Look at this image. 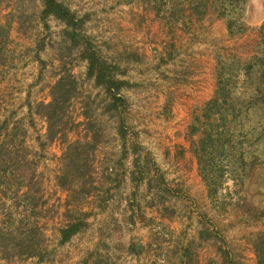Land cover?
<instances>
[{
    "label": "rangeland",
    "instance_id": "obj_1",
    "mask_svg": "<svg viewBox=\"0 0 264 264\" xmlns=\"http://www.w3.org/2000/svg\"><path fill=\"white\" fill-rule=\"evenodd\" d=\"M58 1L78 35L42 21L41 0H0V125L18 126L0 129L17 158L0 171L11 237L2 248L0 233V264H264V0H245L232 34L189 0ZM93 52L101 78L89 73ZM60 77L72 91L67 135L48 140L40 103ZM221 81L229 93L210 113L234 149L211 197L191 140ZM73 167V191L60 189L55 176ZM35 219L41 252L26 257Z\"/></svg>",
    "mask_w": 264,
    "mask_h": 264
},
{
    "label": "trees",
    "instance_id": "obj_2",
    "mask_svg": "<svg viewBox=\"0 0 264 264\" xmlns=\"http://www.w3.org/2000/svg\"><path fill=\"white\" fill-rule=\"evenodd\" d=\"M41 2L43 8L40 12V18L42 21H45L47 17L52 16L60 21H64L71 29V35L73 37L78 35L76 30L79 27V21L75 19L74 14L71 13L61 2L58 0H41ZM189 2L193 4L190 8L192 12L196 14L205 13L209 7L213 8L219 17L226 18L227 30L229 34H232L240 25V22H238V17L241 14L245 0H189ZM0 29V31L4 32L5 37L7 35L9 25L6 23L1 24ZM261 31H263L262 35H264V24L261 26ZM88 69L90 74H92L96 69L99 70L101 73H99L97 76L101 78V76L104 74L103 71H105L106 68L101 64V62L97 59L96 54L93 52L91 53V56L88 57ZM221 83H223V85L217 88L215 95L205 105V111L207 112L205 113L204 121H201L199 125L201 129L199 132L200 137L197 140H191V147L196 158L198 172L207 187L209 196L211 197L218 196L220 189V184L218 181L221 180L225 171L222 170V167L225 164L223 157L225 154L227 157L228 155H231V152L234 149V146L229 144L231 139L227 138L222 140L221 136L224 135V131L219 129L220 127L218 125L213 126L215 117L212 113H210V105H216L219 97H225V95H228L229 93V91H226L225 82L221 81ZM71 94V89H69L67 83L63 81V77H60L51 87L50 101L47 103H40V106L45 109L43 116L47 121L46 138L48 140H53L56 137L65 139V135H67L66 127L69 120H64L63 114ZM117 99L123 100L121 97H118ZM235 114L236 113L232 112L231 118H234ZM224 125L225 127L227 126V124H223V126ZM2 126L3 125H0V129H5L2 135L7 136L15 135V131L18 129V126L16 125H13L10 130H8L6 126ZM4 144L5 143L0 144V158L2 155L3 157L6 156L7 159L6 161H2L4 166V169L0 170L2 173H4L7 169H10L17 160L15 157V151L12 148L14 145L6 146ZM71 148V145L68 146L66 149L67 154H70ZM226 164L228 165V163ZM76 169L77 167H73L72 169L62 168V170L55 176L56 184L60 189L73 191V177L76 173ZM83 174L84 172L80 173V175ZM41 198L42 196L40 197V200ZM45 202L47 201L44 200L43 202H40L39 200H36L32 207L33 209H36L39 206H42V204ZM81 225H83L82 222L79 219H75L73 221H68L59 227L60 241H66L72 234L76 233L81 228ZM41 230L42 227L39 225L38 219L32 221V235L29 244V251H27L26 257L38 255L41 252V242H39ZM5 232L6 231L3 229H0V233L5 234L2 236V248H6L10 244L7 243L6 240L11 239V237L8 235L9 232Z\"/></svg>",
    "mask_w": 264,
    "mask_h": 264
}]
</instances>
